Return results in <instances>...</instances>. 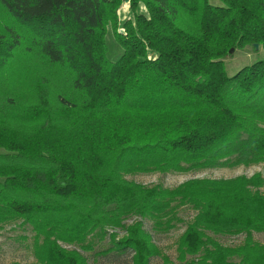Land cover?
<instances>
[{
	"label": "trees",
	"instance_id": "obj_1",
	"mask_svg": "<svg viewBox=\"0 0 264 264\" xmlns=\"http://www.w3.org/2000/svg\"><path fill=\"white\" fill-rule=\"evenodd\" d=\"M121 1L0 0V229L30 227L31 264H89L77 249L107 228L99 253L128 250L130 264H264V235H251L264 234L259 173L173 188L125 178L264 164V57L230 76L223 65L229 48L264 51V0H129L124 33ZM171 203L196 211L176 262L142 225L168 230Z\"/></svg>",
	"mask_w": 264,
	"mask_h": 264
},
{
	"label": "rangeland",
	"instance_id": "obj_2",
	"mask_svg": "<svg viewBox=\"0 0 264 264\" xmlns=\"http://www.w3.org/2000/svg\"><path fill=\"white\" fill-rule=\"evenodd\" d=\"M212 3H217L216 0H210ZM136 11L146 14L144 6L141 3L137 4ZM117 19L116 31L121 30L124 33L121 24L126 19H132V12L129 7V0H123L115 10ZM105 43L107 47V58L116 60L121 49L112 37L111 28H107L105 35ZM264 57V51L261 47L252 48L245 46L243 48H233V51L223 58L225 73L230 76L234 74L242 66L252 64L254 61ZM254 173H259L263 179L259 191L264 193V164L257 163L248 166H218L213 168L191 169L184 172H146L126 175L125 178L142 185H160L164 188H173L185 180L191 178H232L239 175L251 176ZM174 205V206H173ZM173 206L169 210V214L162 218V221L169 220L171 227L168 230L156 231L152 228L151 221L148 219L142 220L143 228L150 234L152 241L159 248L160 253L166 256L169 260L176 262V241L182 233L186 225L192 220L196 211L188 204L171 203ZM134 220V217L124 220V224H128ZM118 237L123 234L122 229H114ZM112 229L107 228L103 238L90 236L87 239L92 242L91 251H80L89 264H130V251L123 253L112 251L106 254L99 253L109 246L108 234ZM208 236L214 238L218 243L225 246H236L242 243L244 233L236 234H212ZM252 239L257 243H262V232H251ZM33 233L29 226L21 225L19 221L6 223L0 229V264H9L12 261L20 264H31L34 259L31 250ZM67 248H75L67 246ZM149 264H161V257L155 256L149 260Z\"/></svg>",
	"mask_w": 264,
	"mask_h": 264
},
{
	"label": "water",
	"instance_id": "obj_3",
	"mask_svg": "<svg viewBox=\"0 0 264 264\" xmlns=\"http://www.w3.org/2000/svg\"><path fill=\"white\" fill-rule=\"evenodd\" d=\"M123 1L126 2L127 0H123ZM253 47H254V48H257L258 45L254 43V44H253ZM232 51H233V48H229V49H228V53H229V54H230Z\"/></svg>",
	"mask_w": 264,
	"mask_h": 264
},
{
	"label": "built area",
	"instance_id": "obj_4",
	"mask_svg": "<svg viewBox=\"0 0 264 264\" xmlns=\"http://www.w3.org/2000/svg\"><path fill=\"white\" fill-rule=\"evenodd\" d=\"M119 32H121V30H118Z\"/></svg>",
	"mask_w": 264,
	"mask_h": 264
}]
</instances>
